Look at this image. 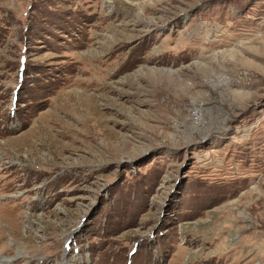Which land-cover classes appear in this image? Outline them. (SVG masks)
Returning a JSON list of instances; mask_svg holds the SVG:
<instances>
[{"label": "rangeland", "instance_id": "obj_1", "mask_svg": "<svg viewBox=\"0 0 264 264\" xmlns=\"http://www.w3.org/2000/svg\"><path fill=\"white\" fill-rule=\"evenodd\" d=\"M17 253L264 264V0H0V260Z\"/></svg>", "mask_w": 264, "mask_h": 264}, {"label": "bare ground", "instance_id": "obj_2", "mask_svg": "<svg viewBox=\"0 0 264 264\" xmlns=\"http://www.w3.org/2000/svg\"><path fill=\"white\" fill-rule=\"evenodd\" d=\"M22 256V253H17V257L16 258H12V259H8V260H11V261H8V262H4V260H6V258H3L0 260V263L1 264H16V260L19 259L20 257Z\"/></svg>", "mask_w": 264, "mask_h": 264}]
</instances>
